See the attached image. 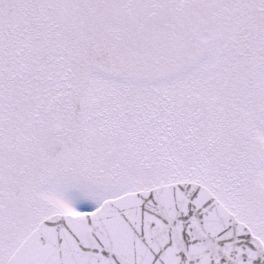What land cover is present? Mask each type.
<instances>
[{
    "label": "snow or ice",
    "instance_id": "snow-or-ice-1",
    "mask_svg": "<svg viewBox=\"0 0 264 264\" xmlns=\"http://www.w3.org/2000/svg\"><path fill=\"white\" fill-rule=\"evenodd\" d=\"M0 264H264V0H0Z\"/></svg>",
    "mask_w": 264,
    "mask_h": 264
}]
</instances>
